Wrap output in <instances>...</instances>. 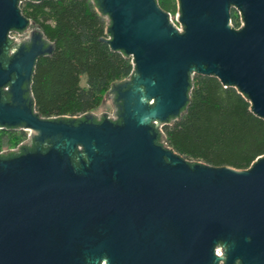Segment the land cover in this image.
Masks as SVG:
<instances>
[{"label": "water", "instance_id": "95a60500", "mask_svg": "<svg viewBox=\"0 0 264 264\" xmlns=\"http://www.w3.org/2000/svg\"><path fill=\"white\" fill-rule=\"evenodd\" d=\"M24 1L0 0V129L29 132L0 152V264H264V156L247 169L194 162L163 131L195 74L264 117V0H177L181 29L157 0H92L99 39L133 71L108 91L113 113L49 118L31 83L54 42Z\"/></svg>", "mask_w": 264, "mask_h": 264}, {"label": "trees", "instance_id": "16d2710c", "mask_svg": "<svg viewBox=\"0 0 264 264\" xmlns=\"http://www.w3.org/2000/svg\"><path fill=\"white\" fill-rule=\"evenodd\" d=\"M175 15L177 0H157ZM20 9L54 42L51 54L38 58L31 83L35 109L44 118L95 112L112 83L130 76L132 59L115 51L107 37V20L92 0H25ZM235 27L240 19L232 10ZM86 75V83L82 77ZM182 115L164 125V138L190 161L247 169L264 156V117L235 86L213 75L195 74ZM26 139L24 131L0 129V151Z\"/></svg>", "mask_w": 264, "mask_h": 264}, {"label": "rangeland", "instance_id": "374dc122", "mask_svg": "<svg viewBox=\"0 0 264 264\" xmlns=\"http://www.w3.org/2000/svg\"><path fill=\"white\" fill-rule=\"evenodd\" d=\"M177 10H178V8H177ZM86 80H87V76L86 75H84L83 77H82V83L83 84H85L86 83ZM113 106H112V103H111V101H110V99L108 98V94L105 96V98H104V101H103V103L101 104V106L95 111L97 114H100V113H102V112H104V111H108V112H111V113H113ZM17 131H24V130H17ZM25 133H26V139L25 140H28L29 139V132L28 131H24ZM24 140V141H25ZM12 148H15V147H9V146H7V145H5L4 146V150H10V149H12Z\"/></svg>", "mask_w": 264, "mask_h": 264}, {"label": "built area", "instance_id": "2783aa9c", "mask_svg": "<svg viewBox=\"0 0 264 264\" xmlns=\"http://www.w3.org/2000/svg\"><path fill=\"white\" fill-rule=\"evenodd\" d=\"M236 12H237V14H238V16H239V19H240V26L239 27H241L242 25H243V21H242V17H241V13L239 12V11H237V10H235ZM171 15H172V17H171V19H172V21L176 24V25H178L179 26V28L181 29V25H180V23L177 21V19H176V15H177V12L175 13V15H173L172 13H171ZM238 27V28H239ZM11 37H15L16 39H21V38H23V36H19L18 34H15V33H12L11 35H10ZM26 141V140H25ZM21 144V143H20ZM19 144V145H20ZM18 146H16L15 148H17ZM15 148H12V149H15ZM2 151H6V150H2ZM2 151H0V152H2ZM218 254L219 255H221L222 253L220 252V249H218Z\"/></svg>", "mask_w": 264, "mask_h": 264}]
</instances>
